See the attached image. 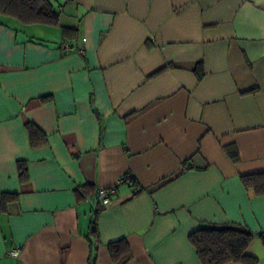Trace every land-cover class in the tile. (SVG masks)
I'll list each match as a JSON object with an SVG mask.
<instances>
[{
	"label": "crops",
	"instance_id": "0c3cea01",
	"mask_svg": "<svg viewBox=\"0 0 264 264\" xmlns=\"http://www.w3.org/2000/svg\"><path fill=\"white\" fill-rule=\"evenodd\" d=\"M50 3L56 26L0 14V264H88L86 185L111 197L94 264L118 241L126 264H201L188 236L229 224L264 264V198L240 180L264 172V0Z\"/></svg>",
	"mask_w": 264,
	"mask_h": 264
},
{
	"label": "trees",
	"instance_id": "16d2710c",
	"mask_svg": "<svg viewBox=\"0 0 264 264\" xmlns=\"http://www.w3.org/2000/svg\"><path fill=\"white\" fill-rule=\"evenodd\" d=\"M0 14L14 18L23 24L51 26L58 24L57 14L53 10L50 0H0ZM62 31L66 32L65 30ZM26 128L29 133V145L36 147L42 144L44 139L38 135L37 129L31 124H27ZM225 151L232 162H238V153L234 147L227 146ZM17 168L20 180L22 182L26 181L27 169L25 163L18 162ZM240 180L247 192L255 197L264 198V172L242 175ZM97 191L89 185L77 188L75 191L77 197L90 196L95 198L97 202L96 207L91 212L87 236L91 251L88 264H94L95 262L93 253L99 246L97 221L100 213L105 209L97 195ZM138 193L139 191H135L134 195ZM14 197L3 194L1 201L4 203V201ZM253 238L254 235L247 229L230 224L200 229L188 236L189 243L194 247L201 264H258L256 258L245 253ZM108 253L115 264H126L130 260L129 249L123 241L108 245Z\"/></svg>",
	"mask_w": 264,
	"mask_h": 264
},
{
	"label": "built area",
	"instance_id": "2783aa9c",
	"mask_svg": "<svg viewBox=\"0 0 264 264\" xmlns=\"http://www.w3.org/2000/svg\"><path fill=\"white\" fill-rule=\"evenodd\" d=\"M69 45H64L63 49H68ZM80 54H83L82 51L79 52ZM120 185H127V186H133L134 181L133 178L130 175H125L121 179H119L118 183ZM97 195L102 203L103 206H108L111 200L110 193L106 190H98ZM21 254L20 249H13L10 250L7 255L12 259H18Z\"/></svg>",
	"mask_w": 264,
	"mask_h": 264
}]
</instances>
